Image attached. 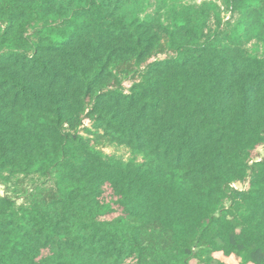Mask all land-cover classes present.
Listing matches in <instances>:
<instances>
[{
	"label": "trees",
	"instance_id": "trees-1",
	"mask_svg": "<svg viewBox=\"0 0 264 264\" xmlns=\"http://www.w3.org/2000/svg\"><path fill=\"white\" fill-rule=\"evenodd\" d=\"M0 187V264H264V0H0Z\"/></svg>",
	"mask_w": 264,
	"mask_h": 264
},
{
	"label": "rangeland",
	"instance_id": "rangeland-1",
	"mask_svg": "<svg viewBox=\"0 0 264 264\" xmlns=\"http://www.w3.org/2000/svg\"><path fill=\"white\" fill-rule=\"evenodd\" d=\"M228 13H226L225 15H227ZM229 15V14H228ZM126 88H127V90H128V88H129V86H130V82H126L125 83V85H124ZM115 150V148L114 147H112V146H109V145H106L105 146V151L106 152H113ZM262 151H263V148H262V146H259L256 150H254V152H253V157H255L256 158V156L260 153H262ZM117 152L118 153H120V154H124L126 157L129 155V152H128V150L126 149V148H120L119 150L117 149ZM236 186L238 187V188H242L243 186H244V184L243 183H240V182H238V183H236ZM0 191L1 192H4V189H3V187H0ZM110 195H111V192L108 190L107 192H106V194H105V197L106 198H109L110 197ZM193 264H196L195 262H193Z\"/></svg>",
	"mask_w": 264,
	"mask_h": 264
}]
</instances>
